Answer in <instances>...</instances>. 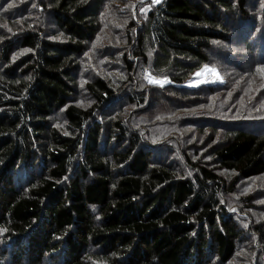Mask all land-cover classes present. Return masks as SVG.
<instances>
[{
  "label": "trees",
  "instance_id": "trees-1",
  "mask_svg": "<svg viewBox=\"0 0 264 264\" xmlns=\"http://www.w3.org/2000/svg\"><path fill=\"white\" fill-rule=\"evenodd\" d=\"M121 1L0 0V264H264V0Z\"/></svg>",
  "mask_w": 264,
  "mask_h": 264
},
{
  "label": "rangeland",
  "instance_id": "rangeland-1",
  "mask_svg": "<svg viewBox=\"0 0 264 264\" xmlns=\"http://www.w3.org/2000/svg\"><path fill=\"white\" fill-rule=\"evenodd\" d=\"M130 0H122L121 1V6L123 5H126ZM255 35H259L255 32ZM122 36V34H121ZM209 68H213L216 70V74L222 79L223 83L227 80V72H223L218 65H215V66H212V65H205ZM204 66V67H205ZM204 67L200 70H198L197 72H201V75L200 76H197L196 73L193 74L191 76V78L187 79L186 81L184 82H181V83H177L175 80H173L172 78H168V77H158V76H155L149 72H146L145 75H144V80L148 83V84H154L152 82H150V78H153V79H156V80H161V81H170V82H165L163 84V86L165 85H169V84H175V85H178V86H183V87H186V88H198V87H190L188 86L190 83L191 84H198L201 80H204V79H208L209 81H213L215 80L214 83L212 82H209V83H206V84H199V87L202 86V85H209V84H222L220 82V80H216V77L210 73V72H204L203 69ZM158 85V84H156ZM160 86V85H159ZM248 187V186H247ZM252 190H254L255 192H262V190H264V177H261V178H258L256 180L253 181L252 183ZM249 249L246 248L243 252H241V255L239 256V258L236 260L234 259L231 264H256V261H258L259 259V255L257 254V257H254V259L250 260L249 263L248 262H245L243 260L240 259L241 256H244L245 253H247ZM255 251V250H254ZM256 254V252L254 253V255Z\"/></svg>",
  "mask_w": 264,
  "mask_h": 264
},
{
  "label": "snow or ice",
  "instance_id": "snow-or-ice-1",
  "mask_svg": "<svg viewBox=\"0 0 264 264\" xmlns=\"http://www.w3.org/2000/svg\"><path fill=\"white\" fill-rule=\"evenodd\" d=\"M152 2L153 3H159L160 0H152ZM12 6H13L12 4L8 5V7H12ZM33 7H35V5H33ZM214 43H217V42H214ZM27 51H30V49H25L24 50V52H27ZM21 54H23V53H21ZM203 71L212 73L216 77V80H220V82L223 83L222 79L216 74V70L215 69L205 66ZM261 71H264V69H261ZM196 75L200 76L201 72H197ZM27 79H31V77L29 76V77H27ZM150 82H152L154 84H158V85H160L162 87L165 82H170V81H161V80H156V79L150 78ZM209 82L214 83L215 80L209 81L208 79H204V80H201L198 84H191L190 83L188 86H190V87H199V84H206V83H209ZM65 135H67V133H65ZM189 175H191V173H189ZM260 202L264 203V201H260ZM97 218H99V217H97ZM3 231H6V229H0V232H3Z\"/></svg>",
  "mask_w": 264,
  "mask_h": 264
}]
</instances>
